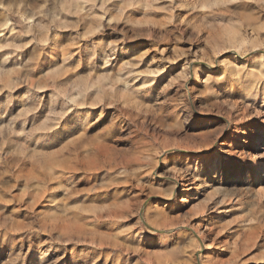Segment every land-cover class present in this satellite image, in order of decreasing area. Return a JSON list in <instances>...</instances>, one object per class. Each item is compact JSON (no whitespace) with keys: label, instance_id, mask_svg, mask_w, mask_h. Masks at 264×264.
I'll return each mask as SVG.
<instances>
[{"label":"rangeland","instance_id":"374dc122","mask_svg":"<svg viewBox=\"0 0 264 264\" xmlns=\"http://www.w3.org/2000/svg\"><path fill=\"white\" fill-rule=\"evenodd\" d=\"M263 51L264 0H0V264H264Z\"/></svg>","mask_w":264,"mask_h":264},{"label":"bare ground","instance_id":"6f19581e","mask_svg":"<svg viewBox=\"0 0 264 264\" xmlns=\"http://www.w3.org/2000/svg\"><path fill=\"white\" fill-rule=\"evenodd\" d=\"M234 35V34H233ZM237 35V34H236ZM235 36V35H234ZM240 36V35H239ZM238 36V37H239ZM233 37V36H232ZM238 37H236V38H238ZM230 39H231V37H229ZM236 38H234V39H236ZM238 40V39H237ZM233 41V40H232ZM231 41V42H232ZM262 55V59H264V51H263V54H261ZM257 60H255L254 59V61H261V58H256ZM203 64H204V66L205 67H208V68H213V67H215L216 66V64H215V62L212 60V61H205V62H203ZM229 67H230V69H235L236 68V59H233V60H231V61H229L228 62V64H227ZM259 65H261V66H259V67H261L260 68V72H262V73H264V65L263 64H259ZM238 68H239V66H238ZM195 69V71L193 72L194 73V75H195V81L198 79L197 77H198V72H199V70H198V68H194ZM234 71V70H233ZM235 71H236V69H235ZM256 85V84H255ZM75 97V96H74ZM72 98V97H71ZM70 97H69V99H71ZM74 99V98H73ZM77 99V98H76ZM75 99V100H76ZM72 100V99H71ZM76 103V102H75ZM77 103L78 104H82V105H84V104H86L87 102L83 99V100H80V101H77ZM89 103V105L90 106H93L94 105V102H88ZM79 107H80V105H79ZM79 117V119H81V117H83L81 114H79L78 115ZM260 147H262V148H264V146H259L258 148H260ZM256 165L254 166V167H251V168H249L248 170H247V176L245 177L246 179H253L252 178V174H257L258 176H259V178H258V181L260 182L261 180H262V177H263V167L261 168V170L259 169L261 166H262V164H261V159H258V160H256ZM203 170V168H199V171H202ZM223 169H221V171H222ZM224 171V170H223ZM197 175H198V173H197ZM210 176V175H209ZM185 180V179H184ZM208 245V244H207ZM205 254V253H204Z\"/></svg>","mask_w":264,"mask_h":264}]
</instances>
